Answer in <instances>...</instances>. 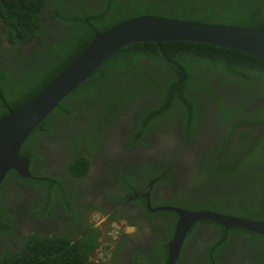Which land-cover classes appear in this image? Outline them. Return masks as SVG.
Here are the masks:
<instances>
[{
  "label": "trees",
  "instance_id": "trees-1",
  "mask_svg": "<svg viewBox=\"0 0 264 264\" xmlns=\"http://www.w3.org/2000/svg\"><path fill=\"white\" fill-rule=\"evenodd\" d=\"M147 13L264 30V0H0V32L5 33L4 38L0 37V118L44 88L84 50L96 32ZM52 21L58 26L52 27ZM147 96H153L154 101ZM132 98H137L143 108L127 131V147L145 142L151 127L179 112L185 140L192 139L199 127H206L204 131L213 128L215 132L193 154L196 168L185 183L191 193L183 196L177 192L166 205L208 208L264 221V57L196 40H161L159 44L136 41L107 57L26 137L19 155L29 160L31 174L44 177L34 180L9 170L0 184V208L3 191L12 183H22L39 191V205L44 210L37 206V211L54 216L56 198L67 212L74 210L75 215L86 219L87 215L76 206L78 192L74 189L67 193L64 171L74 180L85 176L89 158L102 150L101 139L116 108L130 103ZM179 108L181 111L176 112ZM83 113L87 118L77 127L74 121L76 117L81 120ZM52 140L59 142L60 151L67 154L61 161L64 171L56 168L55 173H50L48 164H44L47 158L42 148L49 147ZM143 165L141 174L146 180L161 171L150 164ZM175 175L174 171L167 172L160 176L161 182L170 183ZM119 176L121 188H127L123 197L132 196L142 179L129 171H120ZM198 176L202 180L195 184ZM56 186L59 198L56 194L54 197ZM194 188L202 193H226L222 199L210 194L204 202L191 196ZM122 192L115 189L112 197L116 199ZM206 198H212L214 203ZM6 218L0 210L1 233L9 232ZM90 225L79 232L72 227L52 235L32 233L21 244L2 245L0 264H104L101 259H92L94 249L100 245L101 231ZM214 225L223 229L219 242L205 241L198 250L183 242L174 264H225L221 255L225 254L223 248L232 247L237 236L234 232L264 239V235L242 227L225 230L217 221ZM193 227L188 229L187 239L194 234ZM246 245L240 249L242 253ZM119 248L112 251V264H117ZM239 254L228 255L229 262L264 264L262 251L250 254L247 249L241 261L236 260ZM149 260L156 264L152 258Z\"/></svg>",
  "mask_w": 264,
  "mask_h": 264
},
{
  "label": "flooded vegetation",
  "instance_id": "flooded-vegetation-1",
  "mask_svg": "<svg viewBox=\"0 0 264 264\" xmlns=\"http://www.w3.org/2000/svg\"><path fill=\"white\" fill-rule=\"evenodd\" d=\"M52 25V27L58 26L55 21H52ZM200 99L201 102H205L204 98ZM141 108H143V106L141 105V102L137 100V98H132L130 103L116 108L114 112V116H116L114 122L116 125L111 130L110 134L112 136L110 141L106 139L107 144L102 146V150L96 152L89 158L90 170L88 169L86 173L87 175L85 174V185L92 181L93 185L98 187L100 186L102 188V195L100 194L99 197L88 195L86 197L81 196L75 201L76 206L80 208L79 210L83 211L84 214L88 216V219L84 221L81 219L78 220L79 223L77 226H80L79 228L83 227L85 223L91 224V227H97L95 218L100 217V219H103L101 226H107L106 224H108V222H113L122 230V233L117 238V248L120 246L117 252V264H153L150 262V258H152L156 264H165L168 256L169 245L174 235L177 214L172 210L157 209L151 211L149 207L155 208L166 205L165 203H167L166 201H168V198H170L172 195H175L177 192H182L183 196L186 193H191L188 192L191 187H187L185 183L190 180V173L196 168L194 165L196 161L193 159V154L196 150V147L208 143L212 136L210 135L209 130H203V128L206 127H199V131L193 133L194 135L192 139L189 141L185 140L184 131L175 120V117L178 114H175L173 117H165L161 121L160 125H155L148 137L144 138L146 139L144 143L138 142V146L143 145L142 150H138L137 147H135L134 152L120 156L117 150L119 144L115 142L119 141L120 137H114V135H119L127 139L126 127L124 125H120V123H126V118L129 116V114L135 111L134 115H137L138 110ZM175 111H180V108ZM166 126L168 127V130L166 129ZM48 143L49 147L45 152L54 156L55 151L52 149L50 142ZM233 146H235V144H233ZM184 153V157L177 158L179 154L182 155ZM47 163L49 168L56 169V167L53 166L54 164L52 165L49 163V161ZM143 163L152 165L156 168V171H161L158 175H155L150 180H146L145 178H142L143 174H141V168L145 166ZM162 168L164 169L162 170ZM120 171L133 172L136 177L138 176L140 179H142L138 189L133 192L132 196L127 198L123 197L126 194L125 190H127V188L125 187L126 189L124 190L120 186V183H122L119 181ZM170 171H174L176 175L172 179H169L170 183H162L160 176H163L165 173ZM63 184L65 185L68 194L70 191L74 190V187L68 182V180L63 181ZM115 189L123 191L120 194V197L116 199L112 197L114 194L112 192L115 191ZM193 190L195 191L192 192L191 196H194L195 199H202L204 202V198L208 197L210 194L216 199H222L226 193L224 192L217 194L213 193V191H203L202 193V190L198 191L196 188ZM53 192L54 197L56 194L59 198L60 194L59 188H57V186L54 188ZM80 194L81 193H79L77 196ZM141 198H145V201L142 202ZM186 198L187 197H183L184 200ZM54 200L58 202L56 198H54ZM206 200L209 203L213 202L212 198L210 200L206 198ZM168 206H179L185 209L197 211L208 209H192L179 204ZM0 210L1 212H3V210L6 211L7 214L4 216L7 217L5 220L10 230L8 233H0L9 239L16 227L17 220L16 217L4 207H1ZM9 216L12 217L8 218ZM78 218H82V216H78ZM206 219L207 218H200L199 220L194 221L191 225V228L194 226V234H192V237L187 239L186 233L183 240V242L186 244L195 247L196 250H198L200 247H203V243L205 241L212 243V239L216 237L217 234L219 236L223 231V229L220 227L215 226L214 222L205 221ZM101 226L99 227L100 230ZM129 227L135 228V231L131 234H129L127 231ZM229 228L230 227L225 228V230H229ZM37 229L40 230V228L32 229L28 226V228L21 231V240L19 244H21L25 238L32 233L44 235L53 234V232H49L48 230L40 232ZM215 231L216 233H213ZM240 234L242 236H240ZM240 234L236 232L233 233V235H237L234 238V242L241 243V246L231 247L230 253L232 252L236 256L241 252L240 249L243 247V245L245 243L247 245L245 246L243 253L241 252V254L236 257V260H244L245 251L247 252V249H250V254H254L255 250L257 252H264V239H252L251 235L249 234ZM190 240L191 243H189ZM182 249L180 248L179 254H181ZM145 257L149 259H145ZM221 257L224 258V254H222ZM176 260L177 258H175L172 264H174ZM233 261H231L230 264H232Z\"/></svg>",
  "mask_w": 264,
  "mask_h": 264
},
{
  "label": "water",
  "instance_id": "water-1",
  "mask_svg": "<svg viewBox=\"0 0 264 264\" xmlns=\"http://www.w3.org/2000/svg\"><path fill=\"white\" fill-rule=\"evenodd\" d=\"M161 40L205 41L264 57V30L234 24L191 21L147 13L128 17L102 33L96 32L84 50L44 88L23 106L10 109L0 118V183L11 169L26 177H36L29 170V160L19 155L22 143L59 101L84 81L107 57L136 41H154L159 44ZM149 208L151 211L172 210L177 214L165 264H172L177 258L188 229L200 218L215 220L226 228L236 226L264 234V221L179 206Z\"/></svg>",
  "mask_w": 264,
  "mask_h": 264
},
{
  "label": "rangeland",
  "instance_id": "rangeland-1",
  "mask_svg": "<svg viewBox=\"0 0 264 264\" xmlns=\"http://www.w3.org/2000/svg\"><path fill=\"white\" fill-rule=\"evenodd\" d=\"M0 37L4 38L5 37V33L4 32H0ZM7 43L4 42L2 45L5 46ZM27 45L25 44L24 47H26ZM99 106V104H97L95 106V109ZM181 111V110H180ZM135 112V111H134ZM133 113H130L129 116L126 118V123L122 124L120 123V125H124L126 127V132L129 129V127L136 121V118L138 117L137 115H134ZM95 113V112H94ZM97 115V113H95ZM95 115V116H96ZM94 116V117H95ZM116 116H113V118H110V125L108 127V131L105 135L104 138H102V146H105L107 144L106 139H108L110 141L111 138V130L113 129V127L116 125L114 120H115ZM87 115L86 113H83V115L81 116V120L79 118L76 117L74 124L79 127L81 125V122L86 120ZM176 122L180 125V123L183 122V117L180 114V112L178 113V115L175 117ZM69 124H72V121H69ZM154 127V126H153ZM153 127H151V129L149 130L146 138L148 137V135L150 134V132L152 131ZM157 129V128H156ZM206 130V129H204ZM210 135H212L211 137L214 136V134L212 132H210ZM120 137L119 141H115L117 142L118 145V153L120 156L122 155H126L127 153H131L134 152V148L137 147L138 150H142L143 149V145L138 146V142L133 144L130 147H127V145L125 144V139L119 135H114V137ZM146 140V139H145ZM139 143H144V142H139ZM51 145V143H50ZM60 145L57 144L56 147H52V149L55 151L54 152V156L46 153L45 151L48 150L47 146H43V151L45 152L46 158H47V162L49 161V163H51L53 166H55L57 169H62V164L61 161L64 160V156L65 153H62L60 151ZM101 151V150H100ZM185 156L184 154H179L177 156V158H182ZM47 162H45L44 164H48ZM90 166V165H89ZM48 167V165H47ZM92 167V166H91ZM48 171H51L50 173H55L56 171L52 168L48 167ZM90 170V168H89ZM64 171V170H63ZM64 175L66 177V179L68 180V182L74 187L75 191L80 194L79 196H77V198L81 197V196H96L99 197L100 194L102 193V188L99 186H95L92 184V181L89 182L88 184L85 185L84 181L86 179V176H84L83 178H78L75 179L73 177H71L68 173V171H64ZM87 175V174H86ZM196 179V183H199L202 178L201 176L195 177ZM255 190H258V187L256 185H254ZM39 191H37L34 187H32V185H28V184H22V183H12L10 184L5 191H3V196H4V200L2 202V206L4 208H6L7 210H10L12 212H14L18 218V226L15 229L14 233L17 235H15L14 237L11 238H4L3 236L0 235V247L2 245H7V244H18V235H20V232L23 231L24 229L31 227L32 229L34 228H40V230L38 231H46L48 230L49 232H59V231H70L72 229V227H75V229H77V232H79L80 229L84 228L86 226L85 225L81 228H79L80 226H77V224L79 223L78 220H86L88 219V216L86 219L83 218H78L77 214L75 215V212L73 210L72 213L67 212V210L65 209V207L58 202L55 203V208H56V214L54 216H50L48 213H42L37 211V206L40 207L39 203L41 201V197L38 195ZM77 194V195H78ZM102 195V194H101ZM85 196V197H86ZM176 202V201H174ZM43 208V207H40ZM44 210V208H43ZM90 219V218H89ZM96 226L97 228L100 230V226L101 223L103 221V219L100 217H96ZM92 221V220H91ZM71 224V226L69 225ZM102 225L101 226V235L98 238V241L100 242V245L98 247H96L94 249V254L92 255V259H96V261L98 260H102L104 262V264H112L111 263V259L110 257L112 256V251H114L117 248V238L120 236V234L122 233V230L119 228V226H117L116 224H114L113 222H108V224ZM79 228V229H78ZM245 229V228H244ZM213 233H216L213 232ZM222 234H220L217 237H214L212 239V243L215 244L216 242H219L222 239ZM237 246H241V243L238 242H234L232 244V247H237ZM190 248L195 249V247L191 246ZM230 249L231 247H226L223 250L224 251V258L226 260H224L225 264H230V258L227 257L229 256H233L234 253H230ZM200 264V263H198ZM233 264V263H232Z\"/></svg>",
  "mask_w": 264,
  "mask_h": 264
},
{
  "label": "clouds",
  "instance_id": "clouds-1",
  "mask_svg": "<svg viewBox=\"0 0 264 264\" xmlns=\"http://www.w3.org/2000/svg\"><path fill=\"white\" fill-rule=\"evenodd\" d=\"M212 44H213V43H212ZM75 58H76V57H75ZM75 58H74V59H75ZM74 59H73V60H74ZM95 70H96V69H95ZM95 70H94V71H95ZM94 71H93V72H94ZM93 72H92V73H93ZM92 73H91V74H92ZM91 74H90V75H91ZM90 75H89V76H90ZM89 76H88V77H89ZM88 77H87V78H88ZM87 78H86V79H87ZM86 79H85V80H86ZM85 80H84V81H85ZM84 81H82V82H84ZM82 82H81V83H82ZM81 83H80V84H81ZM77 86H78V85H77ZM147 97H148V99L154 101V97H153V96H147ZM147 97L143 98V100H142L143 104L146 103V101H147ZM212 130H213V128H210V129H209L210 132H212ZM219 130H220V129H219ZM212 133L215 134V132H212ZM50 143H51V145H52L53 148L56 147L57 144H59V142H57V141H53V140L50 141ZM59 145H60V144H59ZM65 155H67V154L65 153ZM32 175H33V174H32ZM33 176L41 177V178L44 177V176H39V175H33ZM36 177H29V178L34 179V180H39V179H41V178H36ZM1 182H2V181H1ZM0 184H1V183H0ZM36 190H37V189H36ZM37 191H38V190H37ZM256 192H257V191H256ZM1 207H3V206H2V203H1ZM5 209H6V208H5ZM79 209H80V208H79ZM207 210H208V209H207ZM8 211H10V210H8ZM212 211H218V210H212ZM10 212L13 214V216L16 217V220H17V222H16V227H15V229H16L17 226H18V218H17V216H16V214H15L14 212H12V211H10ZM218 212H221V211H218ZM2 213H3L4 215L7 214L5 210H3ZM221 213H223V212H221ZM225 214H228V213H225ZM11 217H12V216H9L8 218H11ZM204 219H205V218H204ZM207 219H208V218H207ZM210 221H212V222H214V223L216 222L215 220H212V219H210ZM221 225H222V224H221ZM222 226H223V225H222ZM223 227L226 228L225 226H223ZM229 227H236V226H229ZM227 228H228V227H227ZM15 229L13 230V232H12L10 238H11V237H14V236L16 235V234L14 233ZM9 231H10V230H9ZM127 231H128L129 234H131L132 232L135 231V228H134V227H129V228L127 229ZM40 232H42V231H40ZM42 235H44V234H42ZM45 235H46V234H45ZM16 236H17V235H16ZM217 236H218V234H217ZM217 236H216V237H217ZM26 238H27V237H26ZM26 238H25V239H26ZM20 240H21V239H20V235H18V244L20 243ZM23 242H24V241H23ZM23 242H22V243H23ZM179 252H180V251H179Z\"/></svg>",
  "mask_w": 264,
  "mask_h": 264
}]
</instances>
